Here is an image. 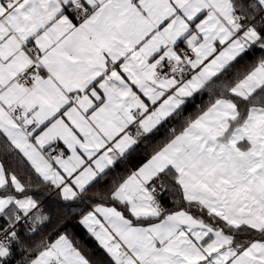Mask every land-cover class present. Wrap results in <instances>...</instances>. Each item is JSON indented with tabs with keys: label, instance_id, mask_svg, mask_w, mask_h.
<instances>
[{
	"label": "snow or ice",
	"instance_id": "1",
	"mask_svg": "<svg viewBox=\"0 0 264 264\" xmlns=\"http://www.w3.org/2000/svg\"><path fill=\"white\" fill-rule=\"evenodd\" d=\"M0 264H264V0H0Z\"/></svg>",
	"mask_w": 264,
	"mask_h": 264
},
{
	"label": "trees",
	"instance_id": "2",
	"mask_svg": "<svg viewBox=\"0 0 264 264\" xmlns=\"http://www.w3.org/2000/svg\"><path fill=\"white\" fill-rule=\"evenodd\" d=\"M86 244L88 245L90 251H93V254H97L100 252L99 250L95 249V246L91 241H86Z\"/></svg>",
	"mask_w": 264,
	"mask_h": 264
},
{
	"label": "crops",
	"instance_id": "3",
	"mask_svg": "<svg viewBox=\"0 0 264 264\" xmlns=\"http://www.w3.org/2000/svg\"><path fill=\"white\" fill-rule=\"evenodd\" d=\"M97 250H98V249H97ZM94 255L102 256V253L99 252V253L94 254Z\"/></svg>",
	"mask_w": 264,
	"mask_h": 264
}]
</instances>
